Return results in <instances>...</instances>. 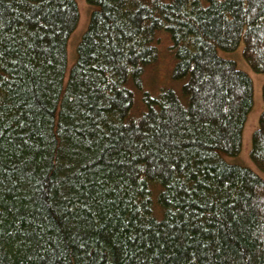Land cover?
I'll use <instances>...</instances> for the list:
<instances>
[{
    "label": "trees",
    "instance_id": "trees-1",
    "mask_svg": "<svg viewBox=\"0 0 264 264\" xmlns=\"http://www.w3.org/2000/svg\"><path fill=\"white\" fill-rule=\"evenodd\" d=\"M88 1L66 79L77 1L0 0V264H264V178L225 157L253 80L220 53L264 72V0ZM161 33L181 83L151 93Z\"/></svg>",
    "mask_w": 264,
    "mask_h": 264
},
{
    "label": "rangeland",
    "instance_id": "rangeland-1",
    "mask_svg": "<svg viewBox=\"0 0 264 264\" xmlns=\"http://www.w3.org/2000/svg\"><path fill=\"white\" fill-rule=\"evenodd\" d=\"M78 3L80 17L78 25L72 32L68 42V65L66 69V79L69 74L70 67L76 58V48L83 33L86 31L90 15L94 5L89 3L88 0H76ZM161 42L159 43V58L147 69L143 77L144 88L151 93H156L158 90L165 86H171L176 89L180 88V81L171 78L173 67V57L169 50L170 39L166 33L160 34ZM243 44H240L235 50H220L224 56L234 58L238 66L246 70L252 77L254 101L252 108L246 119L243 129V140L241 151L237 155H226V159L230 162H237L247 165L256 170L264 178V169L260 168L252 159L250 150L252 146V135L255 128L258 126L259 115L264 107L262 99V87L264 84V72L254 70L250 64L245 60L242 54ZM143 108L141 96L136 97V111Z\"/></svg>",
    "mask_w": 264,
    "mask_h": 264
},
{
    "label": "bare ground",
    "instance_id": "bare-ground-1",
    "mask_svg": "<svg viewBox=\"0 0 264 264\" xmlns=\"http://www.w3.org/2000/svg\"><path fill=\"white\" fill-rule=\"evenodd\" d=\"M80 17V16H79Z\"/></svg>",
    "mask_w": 264,
    "mask_h": 264
}]
</instances>
